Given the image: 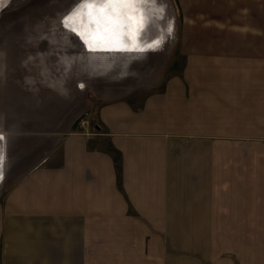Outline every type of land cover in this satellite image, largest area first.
Masks as SVG:
<instances>
[{
	"label": "crops",
	"instance_id": "crops-1",
	"mask_svg": "<svg viewBox=\"0 0 264 264\" xmlns=\"http://www.w3.org/2000/svg\"><path fill=\"white\" fill-rule=\"evenodd\" d=\"M179 1L174 73L7 163L0 264H264V0Z\"/></svg>",
	"mask_w": 264,
	"mask_h": 264
},
{
	"label": "rangeland",
	"instance_id": "rangeland-1",
	"mask_svg": "<svg viewBox=\"0 0 264 264\" xmlns=\"http://www.w3.org/2000/svg\"><path fill=\"white\" fill-rule=\"evenodd\" d=\"M74 2L75 0H3V6L0 7V38L2 35H7L6 33L9 31L8 26L4 27L7 20L14 22V25L17 23L11 35L22 34L24 30L26 32L22 35L27 33L29 37L37 35V33L29 31L30 29L28 28H31L29 24L33 23L32 26L39 25L44 16L61 15ZM44 4L48 5V7ZM114 5L117 9L114 13H118L120 10L123 13L122 16L115 17L119 21L123 18L124 40H120L125 42V49L127 51H132L131 57L111 53L110 60H108L103 56V58L99 59L91 54H82L76 42L71 41L72 38L68 39L65 45L58 44V49L54 48L53 45L54 51L59 53V55L56 54L53 57H49L53 67L50 68V64H46L44 67L39 66L36 71L30 69L34 75H32V78H25V89L20 87L22 90L19 96H17L22 101L20 106L7 105L0 107L1 118L3 111H8L12 116L19 118L18 121L12 120L7 123H4L0 119V134L3 136L9 135L10 137L15 133L20 134V141L17 143L24 142L20 145V147L24 148V151L21 152L16 164L10 169L9 165L4 162L2 168H0L3 178L6 177L5 173L8 170H13L12 173L15 172L14 174H17L24 167L20 171L22 173L40 163L42 155L60 139V135L67 130L70 124L75 127L74 130L76 131H82L85 134L91 133L94 129L92 126L94 115L92 112L95 106L93 104L95 103L94 99L95 101L98 100L97 98L101 95H104L106 98H114L136 88H155L166 76L174 73L181 66L182 59L178 60L179 51L173 43L179 33H181V26L183 24V13L179 0H144L142 3ZM40 6H44L42 8H45L43 9L45 11L38 13L36 10ZM76 6H73L72 9L74 10ZM94 6L98 10H106L105 3L103 2L95 3ZM148 6H151L149 8L150 13L148 11L144 17L143 12H145V8ZM84 8L83 6L78 12L82 14L85 12L84 15L86 16L87 11ZM144 18L151 22L149 28L145 27V23L142 25ZM129 19L133 20V22H129ZM18 20H21V24H26L25 27L22 25L20 31L15 30L18 28V22H16ZM148 21L147 23L149 24ZM56 22L44 24L45 29L43 33H52L51 35L61 37L67 41L65 36H67V33H71L68 29H73L74 32H77L75 27H73L74 25H70L72 26L71 28L64 29L60 26L58 27ZM50 26L52 28L47 31L46 29ZM149 33L150 38L146 36H149ZM71 35H74V33ZM146 37L147 41H145ZM152 39H155V43H148ZM9 41L5 39L4 50L2 47L3 42L0 43V66H7L13 72L25 70L24 67H34L30 66L31 63H39V55L35 53H33L35 56L37 55L34 57L37 59L35 62L34 60H28L33 59L29 57L31 55H28V53H26L27 60L25 58L17 59L15 54H18V51L24 48L25 43H9ZM116 42L118 41H114V43ZM30 45L27 43L26 48L29 49ZM46 47V44L41 45L38 43L36 50H44ZM4 53L10 54L9 64L2 57ZM136 55L141 56L136 69L125 71L123 74L120 69L118 70V67L114 66L116 62L120 61L121 56L124 57V61H128L134 59ZM90 56L103 61L100 69H96L99 66L95 67L94 65H91L90 69H85L84 67L80 69L77 64L79 63L83 66L82 64ZM98 60L96 62H99ZM70 66L72 69H69L67 78L65 79L64 77L63 80L62 77V83L59 82L60 85L56 86V90L53 86L52 88L47 85V76H45L44 72L56 75V71L54 73L55 68L63 71L64 68ZM124 70L126 69L124 68ZM25 71L29 74V69ZM61 71L57 74L61 73ZM35 88H41L40 92L36 91ZM85 112H87L86 115L84 114ZM81 116H86L87 126L80 124ZM28 118L29 121H25ZM37 138H41V140H37ZM11 161L12 159L9 160V164H12ZM3 178H0V181H3Z\"/></svg>",
	"mask_w": 264,
	"mask_h": 264
},
{
	"label": "water",
	"instance_id": "water-1",
	"mask_svg": "<svg viewBox=\"0 0 264 264\" xmlns=\"http://www.w3.org/2000/svg\"><path fill=\"white\" fill-rule=\"evenodd\" d=\"M80 3H81V0H77V1L75 0V2L70 6V8L66 9L63 12V14H61V15L55 14L52 16H44V19L42 20V22L39 25H33L32 26L33 23L29 24V27H31V28L27 27L28 29H30L29 31L37 33V35H33L32 38H37V39L34 42H30V43L27 42V43L31 44L30 47H28L29 49H27V53H28V55H31L29 57L33 58V59H28V60H34V62H35V60H37L36 58H34L37 56V55L35 56V54H38L39 58H40L39 63H31L30 66H34V68L38 69L39 66L44 67V66H46V64H50V68L53 67L51 65L52 61L50 60L49 57L55 56L56 54L59 55L58 52L54 51L53 45H54V48L58 49L59 48L58 44L65 45V43L68 42V39H70V38H72L71 39L72 42H76L77 47L79 48V51L82 52V54H85V53L88 55L91 54L93 56H96L99 59L106 57L108 60H110V55H112L111 53L116 54L117 52H121V50H115V48L121 49V47L123 46V48L125 49L126 44L124 41H121V40H124L123 39V37H124L123 18L121 21L117 20L115 27L110 29L112 31V34H110L108 38H107V32L109 30L108 27L110 25L107 26L106 24H101L102 26L100 25L99 27H97L96 25H94V26L90 25V23H88L89 20L87 22L86 16L84 15L85 12H83V14L78 12V14L73 15L71 17V19L68 21L67 29H68V27H70V28L72 27L70 25H74L73 27H75L77 32L73 31L71 33H67V36H65V38H67V41L63 40L61 37L51 35L52 33L51 34H49L48 32L43 33L44 29H45L44 24H49V23L53 24L54 21H57L56 23H57L58 27L60 26V27L65 29L64 17L68 16L70 13H73V11L75 9H77V6L80 5ZM74 4L77 6L74 7L75 9L73 10L72 7L75 6ZM91 5H93V4H91ZM91 5H84V7L91 6ZM109 5H111V6H109ZM105 6H106V10H104L100 13L101 18L100 19L95 18V20L93 19L92 21H96L98 23L100 20L101 21L103 20L102 22H105L106 18L111 17V15H114L117 18L119 17V15H121V16L123 15L121 10L118 13H114L115 11H117L114 4H105ZM43 9H45V8H40V9L38 8L36 11L38 13L44 12L45 10H43ZM104 14H106V16ZM20 21L21 20L16 21V22H18V28L15 30L20 31L22 29V25H24V27L26 26L25 23L21 24ZM16 24L17 23H15V25L11 24L8 27L9 31L6 33L7 35H11V33L14 31ZM51 28H52V26L48 27L46 30L49 31ZM25 32L26 31L24 30L22 32V34ZM72 33H74V35H71ZM77 33H78V35H77ZM22 34L20 33L18 35H11V36H12V39H16V42L19 43V42L23 41L22 38L19 39V37ZM24 36L26 39L29 38L28 33L24 34ZM110 40H111V42H114V41H118V42L108 44L107 42ZM120 42L122 45H120L119 47H115V45L117 43H120ZM38 43H40L41 45L46 44L47 45L46 49H44V50H36L35 49L34 50L35 45H37ZM112 44H113V46L107 47V46L112 45ZM105 49L108 50V52H107L108 54H106L104 51H102ZM127 52H129V51H127ZM33 53H35V54H33ZM93 56L92 57L90 56V58H88V60H86V62L84 64H82L83 66H81L78 63L77 65L80 67V69H81V67L82 68L84 67L85 69H90L91 65H94L95 67L99 66L96 69H98V68L100 69L103 61H99L98 59L93 58ZM124 56H126V55L124 54ZM126 57H128V56H126ZM123 58L124 57L120 58L118 70L122 69V67H123V65H122L123 64L122 61H124ZM96 60H98L99 62H96ZM71 66L64 68L63 71L55 68L54 73L56 71V75L48 74V73L44 72L45 76H47V83H48L47 85L51 86V87L53 86L54 89L56 90V88H57L56 86L60 85V83H62V77H63V80H64V77H65V79L67 78L69 69H72ZM93 69H95V68H93ZM59 71H61V73L57 74ZM19 136H20V134L18 135L16 133L12 134V137H10L9 135L3 136L2 134H0V137H3V139H0V152H2L4 155V158H5L4 162L5 163H9V160H11L13 158V156L24 151V148L20 147V145L23 141L21 143H17L20 141ZM18 147H20V148H18Z\"/></svg>",
	"mask_w": 264,
	"mask_h": 264
},
{
	"label": "flooded vegetation",
	"instance_id": "flooded-vegetation-1",
	"mask_svg": "<svg viewBox=\"0 0 264 264\" xmlns=\"http://www.w3.org/2000/svg\"><path fill=\"white\" fill-rule=\"evenodd\" d=\"M129 20H130L129 22H133V20L131 19ZM143 21L146 26L147 20L144 18ZM142 25H143V22H142ZM24 69L25 70L29 69V74L25 70L11 72V68L9 67L0 68V107L7 106V105L20 106V103L22 101L17 98V96H19L22 90V88L20 87H23L25 89V85H24L26 84L25 78L26 77L32 78V75H34L31 73V70H30V69H34L33 67H30V68L25 67ZM34 70L36 71L37 69L35 68ZM35 90L40 92L41 88L39 89L35 88ZM0 119H2L4 123L11 122L12 120L14 121L19 120V118L12 116L11 113L8 111H3L2 118L0 115Z\"/></svg>",
	"mask_w": 264,
	"mask_h": 264
},
{
	"label": "bare ground",
	"instance_id": "bare-ground-1",
	"mask_svg": "<svg viewBox=\"0 0 264 264\" xmlns=\"http://www.w3.org/2000/svg\"><path fill=\"white\" fill-rule=\"evenodd\" d=\"M51 1V0H50ZM91 10L89 11V10H86L87 11V13H95V15L93 16V17H88L89 19V22L88 23H90V25H92V26H94V25H96L97 27H99L101 24H106L107 26H109L108 28H109V30H108V32H107V38L109 37V35L110 34H112V31L110 30V29H112L113 27H115V25H116V22H117V19H116V17L114 16V15H111V17H109V18H106V20H105V22H102L101 20L97 23L96 21H92L93 19L95 20V18H101L100 17V13L102 12L100 9L98 10V9H92V8H90ZM105 10V9H104ZM142 13V12H141ZM105 16H106V14H104ZM143 15H144V17H145V12H143ZM121 16V15H120ZM104 19V18H103ZM146 19V18H145ZM91 20V21H90ZM152 20V19H151ZM147 21H148V19H147ZM168 21V20H167ZM149 22V24L147 23V25L145 26V27H148L149 28V26H151V22L150 21H148ZM97 23V24H96ZM143 23H144V21H143ZM102 26V25H101ZM101 29V28H100ZM148 30V29H147ZM159 30V29H158ZM106 31V30H105ZM148 32H149V30H148ZM147 37H149L150 38V33H149V36H147ZM147 37H146V40L145 41H147ZM158 38V37H157ZM156 38V39H157ZM109 40V39H108ZM150 40V39H149ZM155 39H152L151 41H149L148 43H155V41H154ZM108 44H110V43H114V42H111V40L110 41H108L107 42ZM147 43V42H146ZM137 44H138V41H137ZM136 44V45H137ZM120 45H122L121 44V42L120 43H117L116 45H115V47H119ZM111 46H113V44L112 45H110V46H108V47H111ZM126 47V46H125ZM107 49V48H106ZM104 50L105 51V53L106 54H108L107 52H108V50ZM115 50H121V52H117L116 54H120V55H126V56H130L132 53L131 52H127V50L126 49H124L123 48V46L121 47V49L120 48H115ZM123 56H121V58H122ZM131 57V56H130ZM140 57L141 56H138V55H136L135 57H134V59H131V60H128V61H122L123 62V67H122V69H120V71H122V73L124 74L125 73V71L127 72L128 70H134V69H136V67L138 66V60L140 59ZM130 59V58H129ZM151 61V60H150ZM119 62L120 61H118V62H116L115 64H114V66L117 68L118 66H119ZM124 68L126 69V70H124Z\"/></svg>",
	"mask_w": 264,
	"mask_h": 264
},
{
	"label": "snow or ice",
	"instance_id": "snow-or-ice-1",
	"mask_svg": "<svg viewBox=\"0 0 264 264\" xmlns=\"http://www.w3.org/2000/svg\"><path fill=\"white\" fill-rule=\"evenodd\" d=\"M103 2L105 4H134V3H142L144 0H81L80 5L77 6V9L73 11V13H70L68 16L64 17V24L65 28L67 29L68 21L71 19L73 15L78 14V11L80 8H82L84 5H91L95 3ZM3 6V0H0V7ZM69 32H73V29H68ZM78 35V33H77ZM0 139H3V137H0ZM4 155L2 152H0V168H2L4 163ZM0 178H3V173L0 171Z\"/></svg>",
	"mask_w": 264,
	"mask_h": 264
},
{
	"label": "built area",
	"instance_id": "built-area-1",
	"mask_svg": "<svg viewBox=\"0 0 264 264\" xmlns=\"http://www.w3.org/2000/svg\"><path fill=\"white\" fill-rule=\"evenodd\" d=\"M85 115L87 114V112H85L84 113ZM83 114V115H84ZM80 124L82 125V126H87L88 125V123H87V119H86V116H81V119H80Z\"/></svg>",
	"mask_w": 264,
	"mask_h": 264
}]
</instances>
